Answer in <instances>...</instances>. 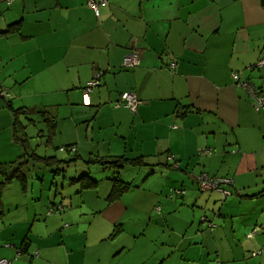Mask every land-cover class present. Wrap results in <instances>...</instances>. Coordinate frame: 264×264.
Segmentation results:
<instances>
[{"label":"crops","instance_id":"obj_1","mask_svg":"<svg viewBox=\"0 0 264 264\" xmlns=\"http://www.w3.org/2000/svg\"><path fill=\"white\" fill-rule=\"evenodd\" d=\"M94 1L97 14L89 0H0V32L11 28L0 34V87L8 94L0 95V182L25 162L16 122L28 143L37 119L40 142L73 149L60 151L68 157L58 159L73 160L64 171L46 167L45 194L44 171L33 162L25 188L3 185L0 259L264 264V109L255 110L232 78L237 72L264 90V66L253 67L264 59V0ZM131 50L140 63L123 68ZM95 77L98 86L84 95ZM123 92L140 101L136 112L114 106ZM44 152L38 156L57 158ZM119 157L137 163L102 166ZM202 173L231 180L223 188L239 196L236 209H219L216 201L227 198L219 191H200ZM85 174L95 181L88 189L72 181ZM114 177L130 186L109 201ZM51 206L58 210L47 214ZM248 208L250 218L259 215L254 225ZM215 209L218 225L205 214ZM235 217L246 235L232 245L227 224Z\"/></svg>","mask_w":264,"mask_h":264},{"label":"built area","instance_id":"obj_2","mask_svg":"<svg viewBox=\"0 0 264 264\" xmlns=\"http://www.w3.org/2000/svg\"><path fill=\"white\" fill-rule=\"evenodd\" d=\"M88 5H90L97 14L98 11H97L96 2L94 0H89ZM140 59H141L140 53L137 50H131L123 57L122 67L127 69L135 68L139 65ZM261 66H264V59L258 61L253 67H261ZM174 67H175V63L173 62L170 63V69L173 70ZM97 77L86 82L83 90L84 95L89 94L94 87L98 86L99 80ZM232 78L237 85H239L248 92V94L252 99V105L255 110H259L262 108L264 109V90H259L255 88L249 81L241 80L237 72L232 73ZM0 95H3L4 97H8V94L5 93L1 87H0ZM139 104L140 101L136 98V96L132 92H123L122 94H120L118 100L114 102L115 107H124L133 113L136 112ZM60 150H65V149L60 148ZM70 150L73 149L70 148ZM201 153H210V150L204 149ZM168 159L169 161L173 160V158L171 157H169ZM230 183L231 180L229 178L211 177L206 173H202L197 177V186L200 189V191L217 190L220 193H222L223 197H226L229 194L228 190L223 188V185H228ZM175 193L183 194L184 191L177 190L175 191ZM55 209L57 208L50 207L47 211V214L53 213L54 211H56ZM209 226L212 227L213 224L209 223ZM257 230L258 228L253 229L247 236L252 237ZM255 253L256 252H253L252 255H255ZM0 264H10V262L5 259H0Z\"/></svg>","mask_w":264,"mask_h":264},{"label":"trees","instance_id":"obj_3","mask_svg":"<svg viewBox=\"0 0 264 264\" xmlns=\"http://www.w3.org/2000/svg\"><path fill=\"white\" fill-rule=\"evenodd\" d=\"M9 30H11V28H9ZM9 30L7 31H3L0 32V34H5L8 33ZM22 110V108H18L13 110L14 116H15V120H16V115ZM15 126V125H14ZM14 131H15V137L16 140L19 141L22 146L24 147V165L22 163L18 164V166H16L12 172L5 178L4 181L0 182V210H1V190L2 187L5 183H9L12 180H16L21 186L22 188L26 187V175H25V171L24 168L29 167V163H31L32 158H36L37 161H39V164H43L46 167H50V168H54V170L57 172L62 171L63 169H65L66 167H68L69 165L72 164L73 160H62V159H58L55 156H38L37 154H34L33 149L30 148L29 143H28V138L27 136L22 132V130L18 127V123L16 122V126L14 127ZM18 132L20 133V136L18 135ZM17 134V135H16ZM61 148V147H60ZM59 148V149H60ZM65 150H70L69 146L68 147H63ZM90 161V160H89ZM89 161H87L85 164L89 163ZM136 164L137 160H130L124 157H119L115 160H112V162H107L102 164V166H110L112 168H120L123 166V164ZM41 164V165H42ZM33 165V164H32ZM64 171V170H63ZM87 174V173H86ZM84 175V176H80L75 180V182L80 183L81 188L82 189H88L91 188L92 186H94L95 181L92 180L91 178H89L88 175ZM129 184L122 182L119 178L114 177L112 179V187L110 190V193L107 197V199L113 200L118 198L122 193H124L128 188H129ZM49 209V208H48ZM58 210V209H55Z\"/></svg>","mask_w":264,"mask_h":264},{"label":"rangeland","instance_id":"obj_4","mask_svg":"<svg viewBox=\"0 0 264 264\" xmlns=\"http://www.w3.org/2000/svg\"><path fill=\"white\" fill-rule=\"evenodd\" d=\"M35 125L36 126H34V127L33 126H31V127L29 126L28 129H27L28 133L31 136H34V138H31L29 140L30 148L33 149V150H35V153L37 155H43L45 153L44 152V149H46V151L48 152L47 154H53L55 152L54 154L57 156V158H63V157H66L67 158L68 157L67 152H64L65 154H62L60 152L61 150L60 151H57V150L55 151L52 147H46V145H44L45 142H40L39 137L37 138V134H38L37 132H38V130L42 129V126L43 125L37 119H35ZM42 141H44V140H42ZM31 162L34 163V166L36 168L35 171L40 172V173H41V171H44L43 172L44 175L41 174L42 177H43V179H42V186L44 187L41 192H42V194H45V191L47 190V185L50 183V179L49 178L51 177V175H50V173L48 171V168H46V166L43 165L42 163H41L42 165L39 164V161H37L36 158H32ZM93 173L94 172H92V174ZM94 175H96V172L94 173ZM99 176L100 175H98V177ZM42 177L41 176H39V177L36 176V178L33 177V179H32L33 180L32 182L34 183V188L33 189H35V190L39 189V187L41 186L40 185V178H42ZM104 182H108V181L103 180V181H101V184H104ZM13 185H14L15 188L18 189V191L21 190L20 189L21 188L20 187L21 185L17 181H14ZM29 186H30V182L28 184V187ZM231 193H232L231 195L227 196L226 200L222 201L220 199L219 201H216V205H220L221 206V208L219 207L220 210H224V211L227 210L228 212H232L234 209H236V207H234V203H232L231 201L232 200L239 199V196L237 195L236 192H231ZM255 208H248L246 210L247 212L249 211L248 214H247V217H249V221H250L249 223H250V225H254L255 224L256 217L258 218V216H259L258 214L256 215V217H254L252 215L251 218H250V214H252L251 211L253 209H255ZM217 211H218V209H215V213L216 214H214V215H213V212L211 213V212H208L207 211L205 213L207 215V217H206L207 220H210L215 225H218L217 224V220H219V218L217 217ZM234 212L236 213V211H234ZM207 220H206V222H207ZM229 220H232V222L229 221L228 224H227L228 225L227 227L228 228L231 227V228H233V230L230 228L231 229V232L228 233L227 238H228V242H230L232 245H234L235 244L234 241H236V240L237 241H240L243 237H245L246 234L243 233L242 228H241V222H242L241 221V218L235 217V218L229 219ZM206 222H205V224H208ZM118 229H119V227H117V229L114 230V232H112V235L115 233V231H118ZM249 229L250 228H248L247 232L249 231ZM207 230H208V228H207ZM247 238H251V237H248L247 236ZM135 246L136 245H134L132 247V251H134V252H135V249H136ZM123 254L125 255V251H124ZM122 259H123V257H122Z\"/></svg>","mask_w":264,"mask_h":264}]
</instances>
